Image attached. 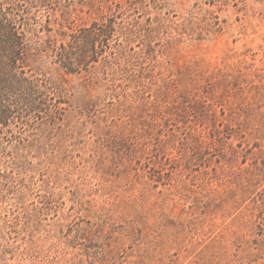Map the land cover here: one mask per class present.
<instances>
[{
	"label": "rangeland",
	"instance_id": "rangeland-1",
	"mask_svg": "<svg viewBox=\"0 0 264 264\" xmlns=\"http://www.w3.org/2000/svg\"><path fill=\"white\" fill-rule=\"evenodd\" d=\"M58 5L32 40L122 28L79 73L28 57L59 109L0 129V264H264V0Z\"/></svg>",
	"mask_w": 264,
	"mask_h": 264
},
{
	"label": "trees",
	"instance_id": "trees-1",
	"mask_svg": "<svg viewBox=\"0 0 264 264\" xmlns=\"http://www.w3.org/2000/svg\"><path fill=\"white\" fill-rule=\"evenodd\" d=\"M110 0H103V2ZM56 3V6L51 4ZM60 0H0V129L5 130L10 120L19 117L28 119L52 116L59 107L56 102H49L54 95L48 80L33 74L28 69V57L36 52H50L53 60L66 72L79 73L103 55L107 40L116 28L111 17L102 15L88 26L69 27L70 31L61 33L66 41L59 43L47 26L45 44L30 38L29 20L34 6H50L56 10ZM24 6V7H23ZM66 12V11H63ZM110 56L112 53L110 52ZM114 56V55H113ZM1 133V132H0ZM6 133V132H4ZM0 135V149L3 147Z\"/></svg>",
	"mask_w": 264,
	"mask_h": 264
}]
</instances>
